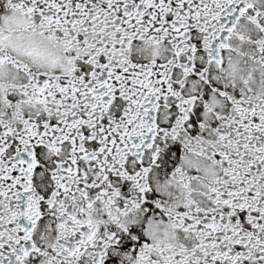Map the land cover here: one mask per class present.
I'll use <instances>...</instances> for the list:
<instances>
[{
    "label": "snow or ice",
    "instance_id": "1",
    "mask_svg": "<svg viewBox=\"0 0 264 264\" xmlns=\"http://www.w3.org/2000/svg\"><path fill=\"white\" fill-rule=\"evenodd\" d=\"M0 264H264V0H0Z\"/></svg>",
    "mask_w": 264,
    "mask_h": 264
}]
</instances>
